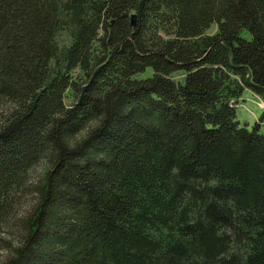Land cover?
Returning a JSON list of instances; mask_svg holds the SVG:
<instances>
[{
	"label": "trees",
	"instance_id": "16d2710c",
	"mask_svg": "<svg viewBox=\"0 0 264 264\" xmlns=\"http://www.w3.org/2000/svg\"><path fill=\"white\" fill-rule=\"evenodd\" d=\"M245 91L264 0H0V264H264Z\"/></svg>",
	"mask_w": 264,
	"mask_h": 264
},
{
	"label": "rangeland",
	"instance_id": "374dc122",
	"mask_svg": "<svg viewBox=\"0 0 264 264\" xmlns=\"http://www.w3.org/2000/svg\"><path fill=\"white\" fill-rule=\"evenodd\" d=\"M217 30V26L213 25L209 30L208 33H214ZM66 38V37H65ZM153 73V69L148 67L145 72L141 73L139 76L146 77ZM174 78L176 80H183L184 73L177 72L174 73ZM85 85V84H84ZM82 93L79 91L77 96H73L72 94L67 96L66 103L72 104V102L76 101L81 97ZM80 100V99H79ZM10 104L2 105L0 104V119L3 117L1 115V111L9 107ZM237 118L240 120L241 124H248L249 128H253L256 123L260 124V131L264 133V100L261 99L259 96L251 93L250 91H245L243 96L239 99L237 103ZM44 166H39L36 170V174L40 175L44 172ZM6 255L5 250L0 249V263L2 259Z\"/></svg>",
	"mask_w": 264,
	"mask_h": 264
},
{
	"label": "water",
	"instance_id": "95a60500",
	"mask_svg": "<svg viewBox=\"0 0 264 264\" xmlns=\"http://www.w3.org/2000/svg\"><path fill=\"white\" fill-rule=\"evenodd\" d=\"M130 17H131V25H132L133 27H135V26L137 25V14L132 13ZM92 80H93V79H92ZM88 86H89V83L83 87V92H82V95H81L80 100L83 99L84 94L86 93V91H87V89H88Z\"/></svg>",
	"mask_w": 264,
	"mask_h": 264
},
{
	"label": "crops",
	"instance_id": "0c3cea01",
	"mask_svg": "<svg viewBox=\"0 0 264 264\" xmlns=\"http://www.w3.org/2000/svg\"><path fill=\"white\" fill-rule=\"evenodd\" d=\"M252 93V92H251Z\"/></svg>",
	"mask_w": 264,
	"mask_h": 264
}]
</instances>
